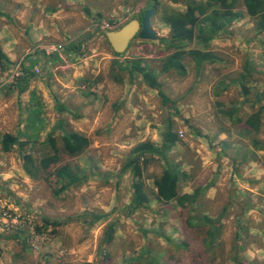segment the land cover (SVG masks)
Masks as SVG:
<instances>
[{
  "label": "rangeland",
  "instance_id": "374dc122",
  "mask_svg": "<svg viewBox=\"0 0 264 264\" xmlns=\"http://www.w3.org/2000/svg\"><path fill=\"white\" fill-rule=\"evenodd\" d=\"M18 1L0 0V10L10 15L0 18V27L3 22L14 23ZM45 1L52 8L63 6L64 2ZM160 1L161 9H185L171 0ZM81 3L87 30L68 33L56 19V23L49 21L55 30L59 29L39 45H54L60 53L47 60L48 55L39 48L38 60L23 57L25 79L32 76L54 86L50 95L53 104L44 107L46 116L0 117V190L9 207L16 208L13 212L30 217V224L37 229L34 245L26 242L30 230L0 234V264H264V147L256 150L252 132L232 120L247 117L264 105V97L256 102L264 92V31H257L244 7L236 9L239 15L209 45L219 60L206 63L199 71L194 62L188 63L186 76L174 71L160 74L163 90L175 102L173 107L165 104L140 74L131 78L126 66L132 59H142L144 64L159 68L168 52L160 38L169 35V27L160 20V14L152 18L158 38L135 37L123 53L117 54L102 34L106 23L117 29L133 18L143 17L153 2ZM188 48L203 46L194 40ZM105 51L109 58H104ZM25 79L0 95L20 89ZM114 82L113 89L109 84ZM62 83L73 89L67 90L69 98L64 102L60 100L66 92ZM243 86L248 88L247 93ZM59 104L68 109L59 111ZM14 107L16 112L31 111L17 103ZM227 110H233L232 119L225 114ZM98 111L101 117L94 124ZM60 119L66 127L89 135L91 145L78 156H62V162L78 167L81 181L57 193L60 184L54 176L46 181L45 173L32 179L24 172L22 154L32 152L39 157L48 151L43 142ZM171 119L178 134L183 130L184 136L179 134L180 141L167 151L166 159L153 158L144 172L149 201L132 210V174L121 172L126 154L144 140L161 145L162 131ZM7 132L17 135L24 146L16 144L5 151L2 140ZM54 133L61 146L62 131L56 128ZM258 139L264 145V124ZM168 160L184 173L182 192H193L211 183L203 188L197 209L183 208L175 200L162 203L156 199L152 176L160 174ZM85 211L104 217L89 225L85 220L91 218L81 216ZM200 212L220 219L221 228L214 242L209 241L205 231L195 232L188 224L190 215ZM43 217L60 219L64 224L38 230ZM204 225L207 230L212 227L211 223ZM110 226L114 238L106 244L103 238Z\"/></svg>",
  "mask_w": 264,
  "mask_h": 264
},
{
  "label": "trees",
  "instance_id": "16d2710c",
  "mask_svg": "<svg viewBox=\"0 0 264 264\" xmlns=\"http://www.w3.org/2000/svg\"><path fill=\"white\" fill-rule=\"evenodd\" d=\"M151 1L153 2L152 8L155 9L154 16L160 14V20L169 27V35L160 38L161 42L165 44V48L168 52L162 57L159 68H153L150 65L144 64L142 59H132L127 62L126 66L129 69L131 78H134L136 74H140L146 85L156 89L161 95L163 102L165 104H171L173 107L175 102L172 101L163 90V83L159 80L160 74L174 71L180 76H186L188 73V63L194 62L199 71L206 63L219 60L217 54L209 49V45L217 36L218 32L224 29L229 22H233L239 15L240 12L236 9L244 7L247 14L254 19L257 31H264V0H171L175 4L184 5V10H178L170 6H164L161 9L160 0ZM2 14L3 13L0 12V15ZM102 34H104L103 31ZM194 40H197L203 48H188L189 44ZM11 63L12 62L0 48V68L6 69ZM158 69L159 71L157 72L156 70ZM237 82L241 83L240 80H237ZM243 88L245 93L249 91L247 87L243 86ZM263 97L264 92L262 91L261 99H259L260 97L258 96L256 102L262 101ZM64 108L62 104L58 105L59 111ZM225 114L231 119L234 116L233 110H227ZM263 119L264 105L257 107L247 117L232 119L234 124L240 125L242 128L245 127L247 131L249 130L252 132V146L257 148L256 150H261L264 147L263 143L260 144L258 139V135L263 129ZM174 125V119L166 123L162 131L161 145H157L151 140H144L137 143L126 154L121 172H130L132 174L133 192L130 202L132 210L144 207L149 201V195L144 180V172L153 158L159 156L162 159H166L167 151L172 149L180 141L179 134L175 130ZM56 128L62 131L60 137L61 146H59L57 137L54 133ZM16 144H19L22 148L25 143L21 142L15 134L7 132L3 135L2 146L5 151L12 150ZM43 145L44 147L48 146L49 149L39 157H35L32 152L22 154V168L24 172L32 179H39L41 174L45 173L43 176H45L46 181L50 180L49 176H54L56 181L60 184L59 188L56 189L57 193L77 186L81 181L78 167L76 168L68 162H62V156L66 154L70 157H74L82 154L91 145V139L83 132L66 127L63 120L60 119L55 128L48 133ZM183 176L184 173L178 170L176 166L174 167L172 162L169 160L166 161L163 171L160 174L152 176L156 189L154 191L156 199L162 203H170L175 200L177 204L183 208L189 207L197 209L196 205L201 199V193L204 192L203 188H207L211 183L207 184L205 187L199 186L195 188L193 192H182L180 183ZM81 216L85 218L90 217L91 220H85V222H88L89 225H93L102 219L104 214L95 213L94 211H85ZM68 219H70V217ZM205 223H211L212 227L207 230L204 227ZM62 224L64 223L60 219L43 217V225L38 227V230H42L44 227L57 228ZM188 224L195 232H197V230L205 231L206 234H208L207 238L210 242H214V237L221 228L220 219L214 220L203 212L190 215ZM113 238V227L110 226L106 232V236L103 238V242L106 244L111 243ZM233 260L238 262L236 257H233ZM78 264L91 263L84 261Z\"/></svg>",
  "mask_w": 264,
  "mask_h": 264
},
{
  "label": "crops",
  "instance_id": "0c3cea01",
  "mask_svg": "<svg viewBox=\"0 0 264 264\" xmlns=\"http://www.w3.org/2000/svg\"><path fill=\"white\" fill-rule=\"evenodd\" d=\"M83 1L84 0H64L63 6H58V8L54 7L55 10L53 12H49L54 8H52V5L49 3H46L45 0L18 1L14 23L12 21H2L3 25L0 27V48L12 62L11 65L17 63L25 56L27 59L32 58L34 60H38L37 54L38 57L41 56L39 55V48H41L39 42L43 40V38H48L47 36L54 35L56 30L59 29L56 27L55 30L51 24L49 25V21L56 23V19L57 23H59V27L61 25V27L68 33H76L84 29L87 30L88 21L85 12L81 9L84 7L81 3ZM1 12L3 13L0 15L1 20H3L4 17L10 16L9 13H4V11ZM96 31L97 33L100 32L98 30ZM77 39H79V37H77ZM81 42L83 47L85 45L84 40H81ZM55 55H48L46 59L51 60ZM108 56H110L109 52L105 51L104 58H109ZM76 72L78 73V71ZM25 82H27V84L24 85ZM25 82L21 83L22 85L20 89L16 90L18 95L16 94V91L12 90L0 95V117L46 116V113H44V107L50 103L53 104L54 100H52L50 95L54 90V86L50 85L49 82L36 80L34 77L32 78V76L27 78V80L25 79ZM63 86V91L66 92H64L61 98H59L64 102L69 98L68 93L70 91L67 90L71 89V85L65 83ZM84 86L86 85H83V87ZM109 87L114 89L116 87L115 82L114 84H109ZM16 103L24 106L28 111H31L28 113H23V110L16 112L14 107V104ZM64 107V111L68 109L67 106ZM31 112L33 113L32 115ZM95 116L94 120L96 118V121H94V124H98L96 122H98L101 117L100 112L98 111Z\"/></svg>",
  "mask_w": 264,
  "mask_h": 264
},
{
  "label": "built area",
  "instance_id": "2783aa9c",
  "mask_svg": "<svg viewBox=\"0 0 264 264\" xmlns=\"http://www.w3.org/2000/svg\"><path fill=\"white\" fill-rule=\"evenodd\" d=\"M102 29H112L110 24L106 23ZM47 55H52L57 52L60 53L58 47L54 45H48L45 47H41ZM25 58L21 59L19 62L12 64V66L6 69L0 68V92L9 88H12L20 82V80L25 75ZM36 72H39V69L35 67ZM180 136H184V131L180 130ZM16 210V208H13ZM9 207L8 199L3 195V192L0 190V234L3 232H11L13 230L16 231H27L30 230V233L26 238V242L28 244L34 245L32 239L36 237V226L30 224L31 219L30 217H23L17 211L13 212L14 210ZM28 219V220H27Z\"/></svg>",
  "mask_w": 264,
  "mask_h": 264
},
{
  "label": "water",
  "instance_id": "95a60500",
  "mask_svg": "<svg viewBox=\"0 0 264 264\" xmlns=\"http://www.w3.org/2000/svg\"><path fill=\"white\" fill-rule=\"evenodd\" d=\"M154 14L155 9L150 8L143 17L133 18L118 29H105L103 32L113 50L116 53L125 52L135 37L141 40H156L158 32L152 23Z\"/></svg>",
  "mask_w": 264,
  "mask_h": 264
},
{
  "label": "clouds",
  "instance_id": "9594fccd",
  "mask_svg": "<svg viewBox=\"0 0 264 264\" xmlns=\"http://www.w3.org/2000/svg\"><path fill=\"white\" fill-rule=\"evenodd\" d=\"M120 27H121V26H120ZM120 27H119V28H120ZM117 29H118V28H117ZM104 30H105V29H103V31H104ZM23 79H24V77H23L20 81H22Z\"/></svg>",
  "mask_w": 264,
  "mask_h": 264
},
{
  "label": "flooded vegetation",
  "instance_id": "af4514ba",
  "mask_svg": "<svg viewBox=\"0 0 264 264\" xmlns=\"http://www.w3.org/2000/svg\"><path fill=\"white\" fill-rule=\"evenodd\" d=\"M141 18V17H140Z\"/></svg>",
  "mask_w": 264,
  "mask_h": 264
}]
</instances>
